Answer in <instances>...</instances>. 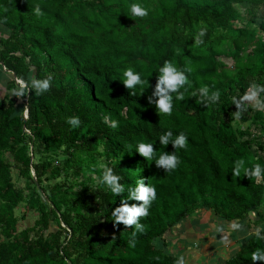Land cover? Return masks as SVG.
<instances>
[{"label": "trees", "instance_id": "obj_1", "mask_svg": "<svg viewBox=\"0 0 264 264\" xmlns=\"http://www.w3.org/2000/svg\"><path fill=\"white\" fill-rule=\"evenodd\" d=\"M133 3L148 15L133 16ZM260 8L264 0H0L4 68L29 85L33 76L52 77L41 95L32 89L16 98L12 79L0 97V264H176L156 240L186 218L205 211L227 223L250 213L261 219L264 173L260 179L232 175L239 159L264 167V112L236 119L233 104L252 83L264 85ZM205 26L204 43L196 45ZM165 61L189 81L179 90L183 100L171 93V115L148 102ZM128 68L140 74L143 87H124ZM202 86L209 94L218 90L219 101L202 103ZM70 117L80 118L79 127ZM242 122L248 125L240 128ZM167 131L172 140L184 133L186 148L161 145ZM140 143L153 145L152 159L137 152ZM165 152L179 157L175 170L157 168ZM105 166L122 177L120 196L101 183ZM12 169L26 191L15 186ZM141 178L157 196L140 218L145 231L133 237L135 226L114 224L112 212L121 200L142 203L129 194ZM27 215L36 216L33 225L20 228ZM257 249L264 250V239L254 233L224 264H252Z\"/></svg>", "mask_w": 264, "mask_h": 264}, {"label": "clouds", "instance_id": "obj_2", "mask_svg": "<svg viewBox=\"0 0 264 264\" xmlns=\"http://www.w3.org/2000/svg\"><path fill=\"white\" fill-rule=\"evenodd\" d=\"M130 11L133 16L136 17H146L148 15V9L141 6L139 3H133L130 5ZM34 12L37 17L44 15L40 6L37 4L34 8ZM207 33V28L201 27L198 34L195 37V44L201 45L204 43L203 37ZM190 70V69H189ZM160 75L157 78L155 85V90L152 95L148 97V102L154 104L155 107L164 114L171 115L172 113V100L173 97L171 93H177L176 99L183 100L184 93L179 90L186 84H189L188 78L185 72L179 70L170 61H165L163 67L159 69ZM125 79L123 80V85L126 89H135L137 85L141 87L146 83L141 79L139 73L134 72L131 68H128L123 73ZM51 76L45 79H36L34 76L31 78L30 85L25 80L18 78L17 84L18 89H14V95L17 97H23L25 92H31L35 89L37 95H41L51 89ZM186 90V89H185ZM201 97V102L206 106L209 103H217L220 99V92L214 91L209 94V88L207 86H202L198 90ZM261 93H264V85L252 83L245 94L239 98L233 97V104H235L237 111L234 113L235 118L239 119L241 114L246 111V105L251 104L252 108L257 111L264 112V98L261 97ZM135 95L133 91L131 93ZM193 96L197 95L196 92L192 93ZM156 97V99H153ZM28 110L25 109V118H27ZM104 122L109 123V117H104ZM68 123L73 127H79L81 121L79 117H70ZM112 128L118 127V121L112 120L110 122ZM172 132L167 131L160 136L159 141L161 145L167 146L170 141L173 147L176 148H186L187 137L184 133H180L174 140H172ZM155 149L152 144L140 143L137 148V152L145 159H152L155 154ZM157 168H163L165 171L175 170L180 164V159L175 153H163L159 155V158L155 160ZM243 172L244 176L248 178L260 179L262 173H264V167L260 163H253L252 167L245 166V160L239 159L235 161V165L232 169V175L235 177H240ZM122 177L114 174L112 168L105 166L103 169V174L101 178V183L105 184L111 191L113 195L120 196L124 191V185L120 183ZM130 199L140 201L139 205L132 204L131 206L125 200H121L120 206L116 207L112 215L115 218L114 224H123L126 227L135 226L133 231V237H135L137 232L143 233L145 231V225L140 223V218L147 217L149 215V208L152 202L156 199L157 193L154 186L145 184L144 179L141 178L137 181V186L134 189H129ZM242 225L239 223L231 224V228L234 230H242ZM217 231H222L221 228H217ZM261 228L255 230V235L258 239H264L261 235ZM131 246H135V241H130ZM252 264H258V262H264V250L257 249L251 254ZM176 264H183V258L181 257Z\"/></svg>", "mask_w": 264, "mask_h": 264}, {"label": "rangeland", "instance_id": "obj_3", "mask_svg": "<svg viewBox=\"0 0 264 264\" xmlns=\"http://www.w3.org/2000/svg\"><path fill=\"white\" fill-rule=\"evenodd\" d=\"M257 16L256 23L258 24L264 18V8L257 11ZM218 59L228 67L232 66L233 62L229 58L220 56ZM254 111L251 104H247L246 112H243L241 116L246 115L247 118H250ZM23 117L25 118V105ZM238 125L240 128H244L248 123L242 122ZM253 133L255 135L260 134L257 128L256 130L253 129ZM12 179L17 188L26 191V182L18 177L15 169H12ZM24 210V204H21L15 211V215L20 218L21 215L25 214ZM256 216L255 213H250L243 221L227 223L217 219L210 212L200 211L168 230L156 240V244L165 253L174 255L177 261L182 257L183 264H224L238 251L240 245L246 243L257 228H261L259 224L264 223V208L261 219L257 220ZM35 219L36 216L31 217L30 215H27L23 220L19 219L20 228L31 227ZM254 221H257V224ZM233 223L241 224L242 230L232 229L231 224ZM52 226L55 227L53 222ZM217 228H221L222 231L218 232Z\"/></svg>", "mask_w": 264, "mask_h": 264}, {"label": "crops", "instance_id": "obj_4", "mask_svg": "<svg viewBox=\"0 0 264 264\" xmlns=\"http://www.w3.org/2000/svg\"><path fill=\"white\" fill-rule=\"evenodd\" d=\"M6 32L5 27H3L2 25H0V40L1 38L4 37V33ZM15 80L12 76L11 73L8 72V70L6 68H3L0 66V97L5 96V94L9 93L6 90V85L11 81V80ZM16 89H18V86L16 87ZM10 94H14V90L10 91ZM16 98H20L17 97Z\"/></svg>", "mask_w": 264, "mask_h": 264}, {"label": "water", "instance_id": "obj_5", "mask_svg": "<svg viewBox=\"0 0 264 264\" xmlns=\"http://www.w3.org/2000/svg\"><path fill=\"white\" fill-rule=\"evenodd\" d=\"M0 66L4 68V66H3V63H2V62H0ZM8 72H9V73H11V74H12V76H13V78L16 80V77H15V75H14L12 72H10V71H8ZM26 119H27V118H26Z\"/></svg>", "mask_w": 264, "mask_h": 264}, {"label": "built area", "instance_id": "obj_6", "mask_svg": "<svg viewBox=\"0 0 264 264\" xmlns=\"http://www.w3.org/2000/svg\"><path fill=\"white\" fill-rule=\"evenodd\" d=\"M16 81V83H17V79L15 80ZM28 132V131H27Z\"/></svg>", "mask_w": 264, "mask_h": 264}]
</instances>
